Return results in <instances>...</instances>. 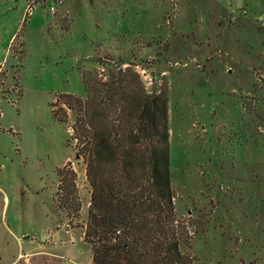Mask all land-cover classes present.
<instances>
[{
	"label": "rangeland",
	"instance_id": "374dc122",
	"mask_svg": "<svg viewBox=\"0 0 264 264\" xmlns=\"http://www.w3.org/2000/svg\"><path fill=\"white\" fill-rule=\"evenodd\" d=\"M263 58L264 0H0V264H93L75 139L88 91L108 121L120 98L163 91L188 254L264 264ZM63 166L76 210L59 200Z\"/></svg>",
	"mask_w": 264,
	"mask_h": 264
},
{
	"label": "trees",
	"instance_id": "16d2710c",
	"mask_svg": "<svg viewBox=\"0 0 264 264\" xmlns=\"http://www.w3.org/2000/svg\"><path fill=\"white\" fill-rule=\"evenodd\" d=\"M116 85H107L102 93L112 89L117 98L122 85ZM98 94L88 91L86 99H77L79 105H91V111L75 117L81 130L75 139L88 148L90 196L81 227L92 263L195 264L187 252L191 236L180 224L173 201L164 92L132 93L130 105L120 98L113 121H108L107 106ZM69 173L64 166L59 169L57 192L61 204L67 201L76 210L74 173Z\"/></svg>",
	"mask_w": 264,
	"mask_h": 264
},
{
	"label": "built area",
	"instance_id": "2783aa9c",
	"mask_svg": "<svg viewBox=\"0 0 264 264\" xmlns=\"http://www.w3.org/2000/svg\"><path fill=\"white\" fill-rule=\"evenodd\" d=\"M49 8H50V9H53V7H52V6H50Z\"/></svg>",
	"mask_w": 264,
	"mask_h": 264
}]
</instances>
